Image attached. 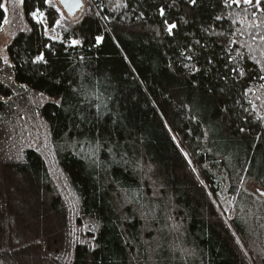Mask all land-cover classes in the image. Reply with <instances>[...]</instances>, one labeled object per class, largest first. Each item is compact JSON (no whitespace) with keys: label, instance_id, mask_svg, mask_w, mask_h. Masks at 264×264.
I'll return each mask as SVG.
<instances>
[{"label":"trees","instance_id":"obj_1","mask_svg":"<svg viewBox=\"0 0 264 264\" xmlns=\"http://www.w3.org/2000/svg\"><path fill=\"white\" fill-rule=\"evenodd\" d=\"M59 19L22 0L0 57V264H264V0Z\"/></svg>","mask_w":264,"mask_h":264},{"label":"rangeland","instance_id":"obj_2","mask_svg":"<svg viewBox=\"0 0 264 264\" xmlns=\"http://www.w3.org/2000/svg\"><path fill=\"white\" fill-rule=\"evenodd\" d=\"M50 2L57 8V10L60 14V19H59V22L57 24H66V23L71 24V23L77 21L79 18L82 17V15L86 9V0H82V5H81L80 10L78 12H76L73 16H68L63 11V9L61 8V6L59 5L57 0H50ZM3 8L6 12V15H5V19L3 21V24L0 28V57H2L4 59H8L7 46L11 42L12 36H13V34H12L13 32L11 31L12 17H14L17 20L16 21L17 28L23 27V24L21 23L22 0H4L3 1ZM9 10L11 13L8 16ZM35 17L40 20L41 14L38 13L37 15H35ZM5 20H6V22H5ZM45 29H46V33L50 36H55V34H57L56 31L49 29L46 26V24H45ZM1 98L2 97L0 96V99ZM34 145L38 148V150L41 152V154L45 158L46 163L50 168L51 174L54 176L55 180L57 181V183L61 187L60 180H61L62 176L60 174V171H59V168H58L56 162L54 161V157L52 155V151H51V148L48 144V141L44 138H38L34 142ZM244 188L247 191L254 192L257 194L259 192L260 193L264 192L257 184H255L254 182H251V181H246L244 183ZM217 204H218V207H220V209L222 211H225V212H227L232 206L231 200L225 194H221L219 196Z\"/></svg>","mask_w":264,"mask_h":264},{"label":"water","instance_id":"obj_3","mask_svg":"<svg viewBox=\"0 0 264 264\" xmlns=\"http://www.w3.org/2000/svg\"><path fill=\"white\" fill-rule=\"evenodd\" d=\"M63 11L68 16H73L82 5V0H57Z\"/></svg>","mask_w":264,"mask_h":264},{"label":"snow or ice","instance_id":"obj_4","mask_svg":"<svg viewBox=\"0 0 264 264\" xmlns=\"http://www.w3.org/2000/svg\"><path fill=\"white\" fill-rule=\"evenodd\" d=\"M192 2L194 3L195 0H192ZM236 2H239V0H236ZM244 3L248 4V3H252V0H243ZM261 0H256V4H260ZM0 7H3V5H0ZM33 16L37 15V13H32ZM6 22V20H5ZM172 27H175V25L170 26L169 30H171ZM73 43H76V41H73Z\"/></svg>","mask_w":264,"mask_h":264}]
</instances>
